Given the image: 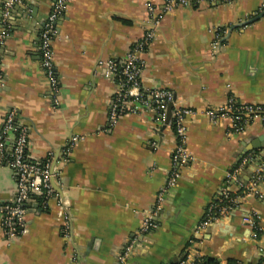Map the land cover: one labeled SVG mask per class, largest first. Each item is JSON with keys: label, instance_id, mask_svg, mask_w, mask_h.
<instances>
[{"label": "crops", "instance_id": "obj_1", "mask_svg": "<svg viewBox=\"0 0 264 264\" xmlns=\"http://www.w3.org/2000/svg\"><path fill=\"white\" fill-rule=\"evenodd\" d=\"M53 2L19 0L8 17L2 9L0 34H10L0 43V126L15 108L29 129V154L51 162L57 195L46 209L28 207L25 232L10 243L0 220V264H119L134 237L128 264H179L187 255L260 264L264 197L232 184L235 206L207 224L203 219L241 159L264 156L260 117L235 131L230 118L207 113L230 95L264 101V16L247 23L264 11V0H199L169 10L165 0H69L53 43L56 90L38 46ZM155 20L156 36L141 54L142 84L172 91L177 105L192 110L190 158L160 204L159 227L137 237L167 183L177 138L171 123L157 129L155 109L134 97L131 111L111 124L117 80L99 61H121ZM250 177L251 166L240 180ZM16 189L12 170L0 166V203ZM67 220L70 237L62 230Z\"/></svg>", "mask_w": 264, "mask_h": 264}, {"label": "built area", "instance_id": "obj_2", "mask_svg": "<svg viewBox=\"0 0 264 264\" xmlns=\"http://www.w3.org/2000/svg\"><path fill=\"white\" fill-rule=\"evenodd\" d=\"M18 1L6 0L4 16L8 17L10 8ZM68 1L54 0L38 38L42 67L49 76L54 90L58 87V80L54 74L53 43L59 33V22L63 18ZM194 1L199 0H165V8L169 10L176 5H189ZM149 9L153 12L151 6H149ZM4 22L6 23L7 21L4 20ZM157 23V20L152 23L143 38L136 41L127 50L121 61L116 59L99 61V63L107 65L117 80V87L109 105V121L111 124L116 123L121 116L131 111L129 100L134 97V100L144 106L155 109L159 122L157 129H159L161 124H165L169 103H174L170 120L177 138V144L172 154L173 165L165 187L158 194L157 207L152 214H149L143 220L137 237L148 234L159 227L158 213L160 204L164 201L166 192L176 185L181 168L188 163L190 158L186 148V119L192 113V110L177 105L172 91L168 89H145L142 84L144 60L141 54L146 51L155 38ZM9 34L10 32L7 29L4 30L0 34V43ZM3 85L4 72L0 60V88ZM207 113L211 118H230L233 122V130L241 131L257 117L264 121V101L243 102L235 95H230L223 105L209 108ZM28 145V127L18 120L15 108H8L0 126V166H8L12 170L17 189L10 201L0 203V220L4 235L9 243L24 234L26 226L25 215L28 207L36 205L46 209L48 200L57 195L52 184L55 171L51 169L50 160L33 158L29 154ZM249 166H251V177L247 184H243L240 176L244 169ZM226 182L227 184L221 189L217 199L207 206L203 224L213 221L227 212L229 208L235 206V196L231 191L232 184L241 185L242 189L255 193L259 197H264L262 192L264 157L259 152L244 156L240 163L228 174ZM245 220L249 221V218H245ZM253 226L257 230L262 229L261 225L256 222H253ZM71 228L70 222L68 220L65 221L62 228L64 236L70 237ZM136 245L137 238L134 237L123 246L119 256V264L129 263ZM198 259L196 256L187 255L179 264H198ZM260 264H264V251L262 252Z\"/></svg>", "mask_w": 264, "mask_h": 264}, {"label": "water", "instance_id": "obj_3", "mask_svg": "<svg viewBox=\"0 0 264 264\" xmlns=\"http://www.w3.org/2000/svg\"><path fill=\"white\" fill-rule=\"evenodd\" d=\"M5 3H6V0H2V5H1L2 8L0 10V19L2 18V9H3V5H5ZM13 7L10 9V11L14 10ZM34 10H37V5H35ZM262 16H264V11L262 13H260L257 17H255L254 19L247 21V23L255 21L256 19L261 18ZM174 100H175V97H174ZM173 106H174L173 102L169 103L168 109H167V117H166L165 124H164L163 128H165L167 126V124L170 123L172 113H173Z\"/></svg>", "mask_w": 264, "mask_h": 264}, {"label": "trees", "instance_id": "obj_4", "mask_svg": "<svg viewBox=\"0 0 264 264\" xmlns=\"http://www.w3.org/2000/svg\"><path fill=\"white\" fill-rule=\"evenodd\" d=\"M3 7H4V5H3ZM197 263L198 264H220L217 259L212 258V257H201L198 259Z\"/></svg>", "mask_w": 264, "mask_h": 264}]
</instances>
